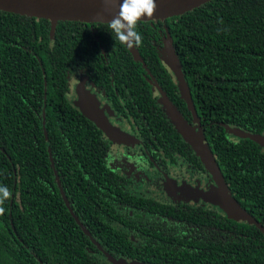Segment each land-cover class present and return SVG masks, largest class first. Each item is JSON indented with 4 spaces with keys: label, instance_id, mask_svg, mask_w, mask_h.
Listing matches in <instances>:
<instances>
[{
    "label": "trees",
    "instance_id": "16d2710c",
    "mask_svg": "<svg viewBox=\"0 0 264 264\" xmlns=\"http://www.w3.org/2000/svg\"><path fill=\"white\" fill-rule=\"evenodd\" d=\"M108 24L59 22L51 39L50 21L0 11V184L11 193L0 201V264H113L107 254L156 264H264V147L232 139L225 128L264 132V0H210L169 19L138 21L143 62ZM167 33L201 133L230 193L260 226L242 222L227 234L217 222L200 231L194 209L157 200L142 204L145 219L115 213L112 192L121 203L137 198L107 164V134L65 94L68 75L83 69L122 103L118 88L134 109L117 113L135 122L143 150L145 137L156 136L162 159H177L179 147L203 168L149 79L151 73L193 123L160 55Z\"/></svg>",
    "mask_w": 264,
    "mask_h": 264
},
{
    "label": "flooded vegetation",
    "instance_id": "af4514ba",
    "mask_svg": "<svg viewBox=\"0 0 264 264\" xmlns=\"http://www.w3.org/2000/svg\"><path fill=\"white\" fill-rule=\"evenodd\" d=\"M157 21L160 20L145 22ZM99 23L101 22L90 24ZM168 39L169 34L167 33L163 36V45H161V50H159L161 57L164 53L163 49L165 47V41ZM172 47L174 49L173 43ZM169 72L175 82H177V78L175 77L173 71L169 69ZM70 74H74L68 75L70 100L77 109L81 110L82 107L88 108L85 102L81 106V102L83 101L80 92L86 90L81 93L86 94L87 92H91L95 95L99 109H101L100 112H103L102 114L107 116L112 125L131 135H136L139 132L134 121H130L128 118L124 116L122 117L119 113H117L118 110L134 109V107H130L127 102L125 103V100L122 98L123 96L121 95V92H119L118 88L115 89V94L116 96H121L122 103L121 101L119 103L114 101L112 94L109 95V92H106V90L102 88L103 86L100 87L97 85L94 77H89L83 69L79 68L76 72ZM149 79L153 82V90L157 93L158 90L154 85L155 78L151 76V73ZM177 87L179 89L178 83ZM67 92L65 94L69 97ZM134 105L136 108H140L139 105H136L135 103ZM108 110L110 112H114V114H110ZM113 120H116L115 122L118 123L113 122ZM121 122L124 123L126 127H123ZM234 137L237 138V136H231L232 139H234ZM141 138L144 137L140 136L138 139L140 140ZM145 138L148 139V146H150H146V150H143L141 148V142H137L139 146H137V144L133 146L114 141L108 135L104 134L103 136L102 145L108 152L106 155L107 164L110 170L116 173L119 178L115 175L113 176L118 180V182H122V185L124 186L123 188L128 190L130 195L137 198L134 200V203H121L117 200V193L112 192L110 199L113 202L114 210L117 216L118 213H121L122 215H126L131 220L137 221L140 219V215H142L145 219L148 212L145 213L146 207H143L142 204H147V201L149 200H157L159 202L165 201L168 203L173 202L174 204L180 203L182 205H187L189 211L194 209L195 214L193 218L200 221L195 227L197 230L200 229V231L215 230V227H217L215 223L219 222L225 226L226 229L224 230L228 231L227 234H236V228H238L242 222L245 223L249 221L232 215L226 207L214 202L213 195L215 193L217 183L211 172L205 166L200 168L197 164H195V160L190 159L179 147L177 148V159L169 163L160 157L161 151L154 146L156 136H149ZM149 148H153V151H149ZM155 154L158 156V159L154 157ZM116 221H118V223L128 224L123 219H116ZM237 233L244 238L248 237L247 233ZM130 239L135 240L133 233H131ZM132 244L134 246V250L138 251L139 248L136 244ZM115 259H130L138 263L156 264L151 260H143L140 258L118 257Z\"/></svg>",
    "mask_w": 264,
    "mask_h": 264
},
{
    "label": "water",
    "instance_id": "95a60500",
    "mask_svg": "<svg viewBox=\"0 0 264 264\" xmlns=\"http://www.w3.org/2000/svg\"><path fill=\"white\" fill-rule=\"evenodd\" d=\"M210 0H157L156 9L151 17H141L138 21H156L165 20L173 16L184 14L191 11ZM120 0H112V3L105 6L104 0H0V11H5L13 14L34 17L36 19L48 20L51 23L50 35L51 39L55 37V28L59 22L71 21L82 23H109L119 10ZM165 46L168 51L164 52L162 58L169 64L177 78L179 90L187 103V107L191 112L193 123L190 122L180 111V109L172 102L170 97L154 80L159 95L160 103L169 117L172 124L175 126L178 133L192 147L196 155L202 160L204 166L211 172L217 187L213 195L215 203L226 207L234 216L247 219L260 226L250 214L240 207L235 197H233L228 189L227 182L221 172L220 166L214 156L212 149L201 133V124L189 85L182 71L181 61L172 47V38L165 41ZM135 60L143 62L139 50L135 47L130 48ZM81 91V89H80ZM83 90L81 92H85ZM82 95L81 106L85 102L88 108L82 107L88 117L94 120L98 126L114 141L133 145L137 142L134 136L124 130L112 125L107 116L100 112L96 97L91 92ZM110 110V109H109ZM108 112L114 114V112ZM225 128L229 134L249 138L256 141L264 147V132L253 133L242 129L238 126H229L225 124ZM108 259L113 264H145L138 263L128 259H115L108 254Z\"/></svg>",
    "mask_w": 264,
    "mask_h": 264
},
{
    "label": "clouds",
    "instance_id": "9594fccd",
    "mask_svg": "<svg viewBox=\"0 0 264 264\" xmlns=\"http://www.w3.org/2000/svg\"><path fill=\"white\" fill-rule=\"evenodd\" d=\"M111 3L112 0H104L105 6ZM156 6L157 0H120L119 10L108 24L111 35L130 48L139 45L141 34L136 30L137 22L141 17H151ZM67 94L70 98V88ZM10 194L9 187L0 184V201L7 200Z\"/></svg>",
    "mask_w": 264,
    "mask_h": 264
},
{
    "label": "rangeland",
    "instance_id": "374dc122",
    "mask_svg": "<svg viewBox=\"0 0 264 264\" xmlns=\"http://www.w3.org/2000/svg\"><path fill=\"white\" fill-rule=\"evenodd\" d=\"M163 50H164V52H167V51H168V49H167L166 46L164 47ZM115 121H116V120H113V122H115ZM119 122H120V121H119ZM115 123H118V122H115ZM121 123H122V122H121ZM122 124H123V127H126L124 123H122ZM116 125H117V124H116ZM234 138H236V137H234ZM136 144H137V142H135V143L133 144V146H135Z\"/></svg>",
    "mask_w": 264,
    "mask_h": 264
}]
</instances>
